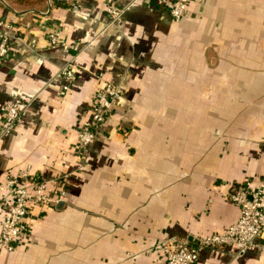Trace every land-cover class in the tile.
Returning <instances> with one entry per match:
<instances>
[{"label":"crops","instance_id":"1","mask_svg":"<svg viewBox=\"0 0 264 264\" xmlns=\"http://www.w3.org/2000/svg\"><path fill=\"white\" fill-rule=\"evenodd\" d=\"M70 1L37 10L0 1L10 45L0 125L7 106L26 103L0 134V183L66 186L62 200L30 208L0 264H160L165 244L222 232L238 216L227 194L264 178V0H186L178 20L166 0ZM108 4L122 10L113 21ZM106 79L119 98L76 151ZM7 201L0 189V221ZM196 264H264V251L203 249Z\"/></svg>","mask_w":264,"mask_h":264},{"label":"built area","instance_id":"2","mask_svg":"<svg viewBox=\"0 0 264 264\" xmlns=\"http://www.w3.org/2000/svg\"><path fill=\"white\" fill-rule=\"evenodd\" d=\"M165 9L172 20H178L186 11V0H166ZM71 6V5H70ZM73 7L75 4L72 5ZM122 10L113 4L106 6V14L112 21L121 14ZM110 19V21H111ZM0 26L9 27L8 23L0 21ZM59 23L48 22L45 26L46 39L50 45L60 43ZM10 50L8 38L0 34V64ZM72 58L66 60L58 69L59 74L69 80L72 77ZM63 84L60 91H65ZM119 98L116 83L110 79L103 80L95 89L90 114L77 129L75 150L81 151L95 138L97 131L111 111L115 101ZM25 104L13 103L5 109L0 125V134L9 132L22 112ZM8 204L4 206V213L0 221V250L11 251L16 238L26 230L25 220L32 206H46L62 200L66 186L64 182L55 179L48 188L46 182L36 178L18 180L5 178L0 183ZM228 200L238 209V216L222 232L202 238L178 239L163 246L164 259L160 264H196L200 250L217 249L233 246L237 253L250 250L264 251V178L255 185L243 182L227 194Z\"/></svg>","mask_w":264,"mask_h":264},{"label":"trees","instance_id":"3","mask_svg":"<svg viewBox=\"0 0 264 264\" xmlns=\"http://www.w3.org/2000/svg\"><path fill=\"white\" fill-rule=\"evenodd\" d=\"M0 1H3L18 10H23L25 8L35 7V6H42L43 8H46L47 6L68 7L71 3L70 0H0Z\"/></svg>","mask_w":264,"mask_h":264},{"label":"rangeland","instance_id":"4","mask_svg":"<svg viewBox=\"0 0 264 264\" xmlns=\"http://www.w3.org/2000/svg\"><path fill=\"white\" fill-rule=\"evenodd\" d=\"M26 10H37V9H43L42 6H35V7H29V8H25ZM23 9V10H25Z\"/></svg>","mask_w":264,"mask_h":264}]
</instances>
